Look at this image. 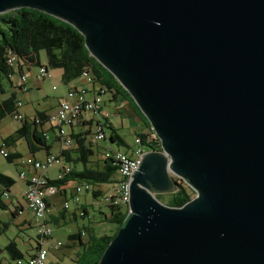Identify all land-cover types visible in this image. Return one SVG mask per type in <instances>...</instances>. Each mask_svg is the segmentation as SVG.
Here are the masks:
<instances>
[{
	"label": "water",
	"instance_id": "95a60500",
	"mask_svg": "<svg viewBox=\"0 0 264 264\" xmlns=\"http://www.w3.org/2000/svg\"><path fill=\"white\" fill-rule=\"evenodd\" d=\"M23 8L76 30L159 144L97 264H264V0H0ZM174 178L178 208L150 193Z\"/></svg>",
	"mask_w": 264,
	"mask_h": 264
},
{
	"label": "trees",
	"instance_id": "16d2710c",
	"mask_svg": "<svg viewBox=\"0 0 264 264\" xmlns=\"http://www.w3.org/2000/svg\"><path fill=\"white\" fill-rule=\"evenodd\" d=\"M0 24L1 26H4L3 29L0 28V94L3 93V81H6L8 85L11 86L9 78H11L12 75H16L17 82L18 77L24 74L23 69L21 68L28 70L29 68L36 67L37 71L39 68H44L46 72L47 69L60 70V82L64 86L78 78H82L84 85L91 86L93 92L92 97L97 94V90H103L102 97L106 93L122 95L119 92V88L114 83L112 76L88 55L83 45L82 36L68 24L36 10L26 8L1 14ZM40 52H42L44 56V66H41L39 61ZM8 55L14 57L12 64L6 63ZM86 79L89 81H86ZM15 84L14 86H11V88H15L23 94L26 92V82L23 84L25 91H21L18 86H15ZM80 91L87 93V90L85 89L68 90L57 106L65 99L68 92L78 93ZM88 93H91V91ZM20 106L21 103L15 99V93H9L7 98L0 100V120L5 116H14L16 113L19 114L18 109ZM51 111L37 113L32 118H24L19 114L21 116V120L18 121L19 124L16 126L13 134L2 141V146L8 147L10 144H13L15 140L20 139L24 142L26 151L29 155L47 149L45 141L42 138L41 127L46 123L53 125V122L51 123L48 119V114ZM83 114L89 115V120L87 121L88 126L94 122L95 132L94 134H91V136H89L90 133H84L83 135L78 136L79 139H74L73 143L71 137H68L66 130L78 123ZM107 116L108 114L106 112L105 116H102L83 111L77 115L71 125L63 128L66 136L74 145L76 159L72 161V164H86L87 160L93 153L92 148L96 146L98 147L102 142L109 146H111L110 144H115L127 147L116 133L117 130L114 129L110 123H106L105 120L107 119ZM53 126L56 128V132L60 128L55 124ZM98 127L100 128L103 138L94 143L92 140ZM50 129H52L51 126ZM105 131L108 133L107 137ZM150 133L151 130L149 129L146 133L135 134V137L132 138V151L130 155L119 151H111L108 147L103 148L104 151H101V156L105 153L108 154V156L101 159L102 166L99 169L83 171L81 173L69 171L64 174L63 179L51 182L47 181V184L58 187L59 185H64L68 179L78 178L91 184L116 183L117 186V184L120 181L122 182L124 178H121L117 172L118 166L114 160V154L120 153L128 159H134L135 151L137 149H140L143 152L159 151V144L157 140L149 138ZM88 136L89 140H87ZM136 139L139 140L138 143L134 142ZM56 140L59 142L58 136L56 137ZM61 155L64 157L62 160L64 159L66 162H69L67 153L60 151V157ZM15 158H18V154H8L7 157H5L8 161ZM116 176L118 179L115 178ZM173 180L176 183L175 188L173 191L166 193L169 198H166L168 201L165 205L178 208L192 199L194 192H192V190L180 180L175 178ZM13 184V181L9 177L0 173V210L5 209L4 202L1 198L2 194H8ZM112 194L113 192L111 195ZM111 195L100 198V202L107 209V213H104V215L101 214L103 222L116 226L113 234L111 236L92 235L89 240L87 238V243L85 244H80V237L78 236L81 250L77 253L76 260H71V264H97L106 245L115 237L120 224L126 216L127 210L125 206L111 205L109 198ZM160 195L163 194L155 193L154 197L157 199ZM78 201L77 198V202H73L78 203ZM15 212L18 214L21 212V208L19 206L16 207ZM79 217H83V212L79 214ZM0 228L4 229L5 224L0 222ZM68 240L71 241L72 236H69ZM4 251L8 259L13 263L19 262L23 259L22 253L17 250L16 244L13 241L7 243L4 247Z\"/></svg>",
	"mask_w": 264,
	"mask_h": 264
},
{
	"label": "crops",
	"instance_id": "0c3cea01",
	"mask_svg": "<svg viewBox=\"0 0 264 264\" xmlns=\"http://www.w3.org/2000/svg\"><path fill=\"white\" fill-rule=\"evenodd\" d=\"M41 66H44L45 62L43 61L42 63L40 62ZM23 69V73L25 75V86L27 88L26 92L24 95H26V106L23 107V105L21 104L20 106V111L18 112L22 117L24 118H32L34 117L37 113H46L48 111H51L53 108H55L57 106V104L60 102V100L62 99V97L65 95V93L68 90H72V89H85L87 90V98H91L92 97V88L91 86L89 87L88 85H84L83 80L81 79L80 81L77 79L75 81H72L68 84L65 85V89L63 91H60L57 95V97H55V100L53 101V103L50 104V102H47L44 105L43 110H39V111H33L31 112V108L30 105L32 103H37L36 99H33L31 97V95L28 93L30 88H38L39 85H41L43 83L44 79H38V74L33 70L32 68H29L28 70ZM59 73L55 74V77L60 81V75H61V71L58 70ZM15 72V71H14ZM17 78V77H16ZM10 79V78H9ZM10 85L14 86V84L11 82L10 80ZM11 86H9V89H12ZM34 86V87H33ZM89 91H91V93H88ZM37 92V90H36ZM9 93H13L12 91H7V89L3 88V93L9 95ZM114 93V92H112ZM109 94V98L106 101L104 99L105 95ZM103 97H102V107L103 110L108 114L107 119L105 120L106 123H111V118L120 116V111L124 110L126 111L128 114L126 115L127 118L131 119L134 124L135 127H133L132 129V134L133 137H135V134L137 133H146L149 130V126L148 124H146L143 119L140 117V115L137 113V110L130 105L128 102H126L122 95H118V94H110V93H106ZM6 96L2 99L7 98ZM21 103V102H20ZM18 109V110H19ZM21 112V113H20ZM88 114H83L81 120L76 123L73 127L69 128L66 130V133L68 135V137H71V140L74 143V139H79L78 136L83 135L84 133L88 134L90 133V126H88L87 121L89 120V115L86 116ZM50 126L52 127V129H50ZM114 128V127H113ZM115 129V128H114ZM42 130V138L45 141V144L47 146V149L45 150H40L32 155L28 156L31 160L34 161H38L41 162L44 160L45 157H47L48 155L50 156H60V144L59 142L56 140V128L52 125V124H44L41 127ZM117 133V132H116ZM132 137V138H133ZM87 140H89V137L87 138ZM108 147L111 151H120L119 149H112L111 146L107 145L106 143L102 142L98 145V147H93L92 148V155L91 157H89V159L87 160L86 164H72V161H74L76 159V154L74 152V145L71 143V147L65 151H63L64 153H67L68 156V160L69 162H66L64 159V162L62 160V164L64 166L69 167L70 172H75V173H81L83 171H88V170H96L99 169L102 165H101V151H104L103 148ZM5 148V147H3ZM26 148V147H25ZM126 149L128 150L127 152H123L126 153L128 155L131 154L132 151V146L127 145ZM27 152V151H26ZM8 154V153H7ZM19 156V155H18ZM63 155H61V158ZM29 158H23L22 160H27ZM21 160V161H22ZM61 165L58 166H52L50 167L44 174L43 177L47 180V181H55L56 176L58 175V173L61 172ZM24 170V175L26 178H28L29 176L32 175L33 171L31 170L30 167H25L23 168ZM116 179H118V177H115ZM20 180V179H19ZM23 181V180H21ZM24 182V186H25V181ZM81 184H87L88 185V190L86 191H81L78 195V203H74L73 202V196H75V192H74V187L75 186H80ZM104 186V187H103ZM116 186V183H112V184H91L88 183L84 180L78 179V178H72V179H68L64 185H59V190H57L54 194L49 195L46 197V207H47V213H46V225L50 228L51 230V235L48 239V244L45 246L46 250H47V254H46V259L47 256L52 255L54 256V258L56 259V261H60L59 259L56 258V252L61 248V247H65L67 250H69L68 253L62 254L60 255V257L62 259L68 257V261L69 264H71V258H73L72 256H76L78 252H80L81 247L80 244H85L87 243V239H86V235H88V240L90 239V236L92 237V235L94 236L95 233L92 229L93 226H96V222H95V218L94 215H91V213H94L95 209H94V204L96 202L97 199L100 200V198L105 197V196H109L111 195V193L113 192V188ZM97 196V197H96ZM22 199H23V194H22ZM68 201L71 203L68 204ZM4 202V206H5V212L10 214V218L13 222V226H15L18 230V232H24L26 230H33V236H32V240H31V252L29 253V255L26 258H23L21 261L16 262L15 264H23L31 255V253L33 252V248H34V241L36 238V229H35V220L32 218V214L27 210V212L30 215V220L27 221L25 219H21L20 221L18 220V216L19 213L22 212V207L16 203L15 205H11V211L9 209V204H11V198ZM66 203L67 207L66 209L63 208V204ZM20 207L21 208V212H19L17 214V212H15V208L16 207ZM83 212V217L80 218L79 214ZM103 213V212H101ZM100 213V215H101ZM104 215V213H103ZM1 222V220H0ZM2 223V222H1ZM63 235L65 238L66 243L63 244L59 238ZM69 236H72V240L69 241L68 238ZM78 236L80 237V244L78 241ZM96 236V235H95ZM55 243H59L60 246L57 249L53 248V245ZM46 261V260H45ZM47 264V263H46Z\"/></svg>",
	"mask_w": 264,
	"mask_h": 264
},
{
	"label": "built area",
	"instance_id": "2783aa9c",
	"mask_svg": "<svg viewBox=\"0 0 264 264\" xmlns=\"http://www.w3.org/2000/svg\"><path fill=\"white\" fill-rule=\"evenodd\" d=\"M14 57L8 55L6 58L7 64H12ZM38 79H42L47 76V72L44 68H39L37 71ZM85 77V75L83 74ZM86 81H89L86 79ZM25 82V75L22 74L18 77V81L15 86H18L21 91H25L23 86ZM102 93L103 90H97V94L92 98H87V93L80 91L78 93L68 92L65 99L48 114V119L53 125H57L60 128L57 130V136L59 137L60 151H65L71 147V141L66 136L64 129L74 122V119L83 111H87L92 114H99L105 116V112L102 108ZM13 118L17 121L21 120V116L16 113ZM103 138V135L98 127L96 133L93 137V142H98ZM150 139L156 140L155 135L151 131ZM138 143L139 140L134 141ZM145 152L140 149L135 151V158L128 159L126 156L115 153L114 160L118 166L117 172L123 177L124 180L119 182L115 188H113V194L110 198L111 205H121L125 206L127 210L128 206V184L130 182L129 176L136 170L139 165L142 156ZM0 154L2 157H7V153L0 147ZM108 154H103L102 159L107 157ZM62 158L60 156H50L44 158L43 161L38 162L31 159L22 160L20 163L21 169L17 173V177L20 180L25 181V187L23 190V201L25 209L32 214V218L35 220L36 238L34 241L33 252L30 257L23 264H46V254L47 250L45 246L48 244V239L51 235L50 228L46 225V197L54 194L59 190V186L47 184V180L43 177V174L52 166L61 165V172L58 173L55 180L63 179L64 174L70 171L69 167L62 164ZM30 167L33 171L32 175L28 178L25 177L23 168ZM88 190L87 184H81L80 186L74 187L75 196H73V201L77 202V195L81 191ZM2 200H8V194H2ZM66 203L63 204V208L66 209ZM60 246L59 243L53 245L54 249Z\"/></svg>",
	"mask_w": 264,
	"mask_h": 264
},
{
	"label": "rangeland",
	"instance_id": "374dc122",
	"mask_svg": "<svg viewBox=\"0 0 264 264\" xmlns=\"http://www.w3.org/2000/svg\"><path fill=\"white\" fill-rule=\"evenodd\" d=\"M0 28H4V26H1ZM39 61L42 63L44 61V56L43 53H39ZM33 70L37 73V68L33 67ZM59 73L58 70H49L47 69V78H44L43 83L39 85L38 88H30L28 93L31 95L33 99L37 100V103H32L30 105L31 112L33 111H39L43 110L44 105L47 102L53 103L55 100V97H57L58 93L60 91H63L65 89V86L59 81V78L57 79L55 77V74ZM82 79V78H81ZM78 78V80H81ZM11 82L13 84L16 83V75H12L10 78ZM83 80V79H82ZM116 86L119 88V92L122 94L123 99L128 102L130 105H132L136 110L137 113L140 115V117L143 119V121L147 124L146 118L141 114L137 106L134 104L132 98L129 96V94L115 81L113 80ZM3 88L7 89V91H12L15 93V99L23 105V107L26 106V95L21 93L15 88L9 89V85L6 81L2 82ZM34 87V86H33ZM37 90V92H36ZM7 97L5 94H0V100L2 98ZM109 98V94H106L104 99L107 101ZM26 99V100H25ZM20 109L18 110V112ZM21 113V112H20ZM128 113L124 110L120 111V116L111 118V125L117 130V134L119 137L122 139V141L125 143V145H130L132 143V129L135 127L134 122L127 118L126 115ZM88 116V115H86ZM19 124L17 120L13 118V116H5L2 120H0V147L2 146V141L6 139L7 137L11 136L16 128V126ZM95 132V125L94 122L91 123L90 125V134H94ZM106 137L108 136L107 131H105ZM88 136V137H89ZM87 137V138H88ZM111 148L114 149H119L120 151L127 152L128 150L126 147L121 146V145H115V144H110ZM3 151L8 153L9 155L11 154H18V158L12 159L11 161L6 160L4 157L1 156L0 154V173L9 177L13 181V186L10 188L8 197L9 199L11 198V204H9V209L11 211L12 206L18 203L22 207V212L19 213L18 220L20 221L21 219H25L27 221L30 220V215L25 209L24 201L22 199V194L24 190V182L19 180L17 177V173L21 169L20 163L23 158H29L26 148L24 145V142L22 140H15L13 144H10L8 147L2 148ZM146 152V151H145ZM150 152V151H147ZM125 154V153H124ZM30 159V158H29ZM104 187V186H103ZM154 196L155 193L152 191L150 192ZM169 198L167 194H163L158 196L157 200L165 205V203L168 201L166 198ZM194 197V196H193ZM192 197V198H193ZM68 204L71 205V203L68 201ZM94 213H91V215H94L95 222L97 223L96 226H93L92 229L95 233L96 236H101V235H107L111 236L115 230V225L103 222L102 215H100L101 212L107 213V209L101 204L100 200L97 199L95 204H94ZM101 213V214H103ZM0 220L2 223L5 224V228L1 229L0 228V264H15L11 262L5 251L4 247L9 243L10 241H13L16 244V248L18 251L22 253L23 258H26L29 253L31 252V240L33 236V230H26L24 232H18L17 228L13 226V222L10 218V214L5 212V210H0ZM56 236L58 237L59 235ZM61 242L63 244L66 243L64 236L62 235L61 237L59 236ZM88 238V235H86V239ZM69 249V248H67ZM65 247H61L57 252H56V258L59 259L60 261H56L54 256L49 255L47 256L46 263L47 264H69L68 257L62 259L60 255L68 253L69 250H67ZM71 260H76V256H72Z\"/></svg>",
	"mask_w": 264,
	"mask_h": 264
},
{
	"label": "clouds",
	"instance_id": "9594fccd",
	"mask_svg": "<svg viewBox=\"0 0 264 264\" xmlns=\"http://www.w3.org/2000/svg\"><path fill=\"white\" fill-rule=\"evenodd\" d=\"M3 148V147H2Z\"/></svg>",
	"mask_w": 264,
	"mask_h": 264
}]
</instances>
